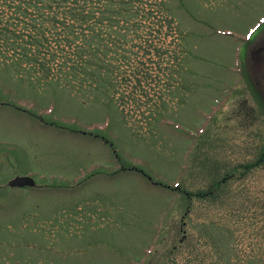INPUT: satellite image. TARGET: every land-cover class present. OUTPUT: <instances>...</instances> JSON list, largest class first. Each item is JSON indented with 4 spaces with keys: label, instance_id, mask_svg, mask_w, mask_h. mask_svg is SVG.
I'll return each mask as SVG.
<instances>
[{
    "label": "rangeland",
    "instance_id": "obj_1",
    "mask_svg": "<svg viewBox=\"0 0 264 264\" xmlns=\"http://www.w3.org/2000/svg\"><path fill=\"white\" fill-rule=\"evenodd\" d=\"M166 1L98 62L2 35L0 264H264V0Z\"/></svg>",
    "mask_w": 264,
    "mask_h": 264
},
{
    "label": "trees",
    "instance_id": "obj_2",
    "mask_svg": "<svg viewBox=\"0 0 264 264\" xmlns=\"http://www.w3.org/2000/svg\"><path fill=\"white\" fill-rule=\"evenodd\" d=\"M166 7V0H0V41L2 35H11L15 49L19 40L43 49H62L65 44L78 49L81 60L98 62L109 39L104 46L103 28L94 25L97 21L105 22V29L111 27L124 42L145 30L162 33L160 18H167ZM94 37L97 44H92ZM78 62L72 61L70 67Z\"/></svg>",
    "mask_w": 264,
    "mask_h": 264
},
{
    "label": "water",
    "instance_id": "obj_3",
    "mask_svg": "<svg viewBox=\"0 0 264 264\" xmlns=\"http://www.w3.org/2000/svg\"><path fill=\"white\" fill-rule=\"evenodd\" d=\"M36 185V180L29 176H18L9 182L11 188H33L36 187Z\"/></svg>",
    "mask_w": 264,
    "mask_h": 264
}]
</instances>
